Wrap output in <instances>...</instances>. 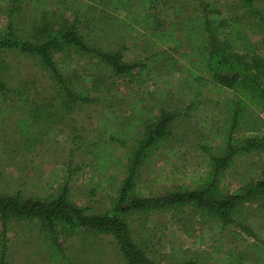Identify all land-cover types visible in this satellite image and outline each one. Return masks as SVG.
I'll return each instance as SVG.
<instances>
[{
  "label": "trees",
  "instance_id": "trees-1",
  "mask_svg": "<svg viewBox=\"0 0 264 264\" xmlns=\"http://www.w3.org/2000/svg\"><path fill=\"white\" fill-rule=\"evenodd\" d=\"M24 1L9 0L0 50L39 59L57 87L55 108L68 111L96 97L85 83L72 84L64 76L54 53L75 60L86 71L135 84L153 78L156 64L163 61V80L180 104L140 110L137 102L123 127L102 133L109 143L127 148L118 195L108 211L89 214L67 200V182L75 174L70 169L53 197L0 194V264H6L10 221L22 222L23 234L36 232L37 250L52 264H103L104 250L95 242L99 235L114 238L125 264H154L135 241L132 217L184 209L218 229L236 226L253 239L255 264H264V162L238 171L248 154L264 155V0H228L240 4V17L223 9L222 0H74L69 18L64 6L53 22L42 15L30 23L20 15ZM176 26L182 35H175ZM182 39L189 51L179 56L182 62L175 69L170 48L183 45ZM2 62L0 99L14 96L18 105L27 106L30 94L10 87V72ZM193 121L204 131L195 144L204 170L165 190L142 194L140 168L160 151L182 147L178 128ZM229 175L238 183L234 192L224 183ZM74 237L81 240V249H75ZM207 257H187L181 264H203ZM224 257L235 263L229 251Z\"/></svg>",
  "mask_w": 264,
  "mask_h": 264
},
{
  "label": "rangeland",
  "instance_id": "rangeland-1",
  "mask_svg": "<svg viewBox=\"0 0 264 264\" xmlns=\"http://www.w3.org/2000/svg\"><path fill=\"white\" fill-rule=\"evenodd\" d=\"M73 1L25 0L20 15L25 23L37 22L42 15L53 22L59 15V9L65 6L69 18L72 12L69 7ZM8 4L9 0H0L1 33L5 32L7 25ZM239 5L222 0V8L238 17L243 15ZM174 33L182 35L178 26ZM186 51H189V46L184 42L178 48H170L172 57L177 60L173 66L175 69L182 62L179 56ZM0 59L9 69L10 87L19 86L21 91L30 94L25 107L18 105L14 96L0 99V194L20 191L25 198L53 197L62 190V176L70 169L75 174L67 182V200L86 208L85 212L89 214L110 210L123 178L121 169L127 148L116 141L109 143L107 135L102 133L106 129L110 131L114 127H123L137 102L140 110L155 104L172 107L180 104L171 85L163 80L166 78L162 73L164 62L156 64L157 72L151 73L153 78L135 84L86 71L75 60L54 53L55 63L64 76L72 84L85 83L91 96L96 97L89 104H76L65 111L53 106L57 87L37 57L16 50H0ZM25 119L26 124L20 123ZM178 131L184 141L182 147L160 151L140 168L138 187L142 194L165 190L181 181L182 177L204 170L202 156L195 146L204 131L196 121L185 123ZM263 162L264 155L248 154L239 164L238 171L253 163L261 167ZM224 183L229 192L238 189L233 175H229ZM22 224L17 221L8 223L6 264H52L44 252H38L40 241L36 232L23 234ZM130 227L135 241L145 248L154 264H181L185 258L196 255L208 256L203 264L256 262L250 247L253 242L250 236L233 225L218 229L210 221L203 222L189 209L148 217L136 213ZM95 242L104 250L103 264H125L112 236L99 235ZM72 243L75 249L82 248L78 237H74ZM216 248L220 251L216 252ZM228 251L235 263L223 260ZM85 258L94 259L91 255Z\"/></svg>",
  "mask_w": 264,
  "mask_h": 264
}]
</instances>
